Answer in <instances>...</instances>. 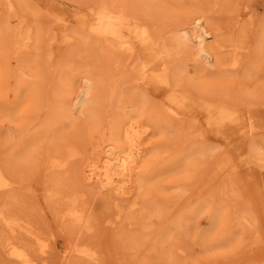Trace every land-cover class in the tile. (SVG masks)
<instances>
[{"label": "rangeland", "instance_id": "obj_1", "mask_svg": "<svg viewBox=\"0 0 264 264\" xmlns=\"http://www.w3.org/2000/svg\"><path fill=\"white\" fill-rule=\"evenodd\" d=\"M15 1L18 6L10 13L4 0H0V33L7 31L4 29L8 27L13 30L23 21L36 39H32V47L25 51L9 50L7 47L0 50V64L9 74L4 75L5 83L0 85V155L7 151L8 146L13 149L14 143L33 136L55 142L56 129L64 127L68 129L65 139L75 140L84 146L85 162L90 161L95 141L91 142L87 130L78 138L71 136L72 125L81 129L84 128L83 122L74 116L68 118L59 108L57 100L52 98V88L66 84L70 74L75 75L76 86L79 85V77L87 72H94L96 79L106 78L120 85L118 95L126 105L129 104L128 97L133 94L138 96V101L135 98L138 105L153 108L162 105V88L155 90L151 85L142 86L136 80V65L141 58L120 54V68L113 69L108 59L103 58V50L98 44H92L90 38L83 39L75 34L79 29L78 18L88 14L96 0ZM127 1L122 0V5L127 7L129 13L138 17L140 23L148 24L164 41L169 40L177 24L199 7L193 0H187L185 4L172 0H131L130 4ZM233 1V10L239 14L240 26L246 24L245 21H249L250 17L257 21L254 29L264 22V0ZM204 15L227 31L230 30L232 19L235 20L232 11L222 13L221 10H208ZM70 33L75 36L74 45L70 48L74 55L68 59L67 53H63L67 45L63 47L61 36ZM253 34L246 35L250 42L254 40L256 31ZM81 55L85 56L80 58ZM24 65L30 70L33 68L32 72L38 74L41 84L26 82V86L19 90L20 105L14 106L12 100H15L17 80L13 76L18 73L15 70H20ZM191 66V62L186 63L184 74L188 72L187 78L194 73ZM255 72L251 79L198 75L195 80L196 83L221 82L222 85L216 89L217 94L221 95L222 91L228 93L246 122L254 125L253 134H245V130L242 134L237 127L234 131L229 128L209 131L202 110H192L179 119L162 116L158 127L147 134L148 141L158 140L160 152L158 157L151 160V167L156 174L152 182H159L156 177H166L157 188L151 190L154 197L149 200L150 211L146 213L142 225L126 227L123 218L117 220L111 209L112 195L104 199V194L91 191L92 188L87 187L80 175L77 187L87 194L84 208L93 230L85 232L82 226L70 228L68 223L54 218L55 210H48L40 183L44 172H41L42 166L39 164L31 173L24 174L16 193L23 196L26 210L19 216L29 221L36 232L50 243L47 264H166L163 253L169 248L167 243L156 253L150 251L152 246L146 241L154 237L158 239L163 231L174 228L183 215L194 209L191 221L185 227L184 241L181 240L187 253L177 257L179 264H264V162L250 159L249 155V146L254 144L264 158V54ZM233 79L242 80L244 84L225 85ZM100 91L101 95L103 90ZM27 105L30 107L27 112H23ZM106 109L109 113L121 112L119 108ZM130 112L131 108L126 109L123 117L133 114ZM143 120L147 122L148 119ZM99 127L108 129L106 123H100ZM100 134L94 139H108L103 130ZM51 136H54V140ZM227 156L231 164L238 166L236 172L239 175L234 177L216 169L220 159ZM82 166L84 164H76V167ZM172 170H176V173L168 175ZM110 221H114V224L111 225ZM128 233L138 238V245L126 246L125 237ZM208 233H211L210 241L204 245L200 237ZM222 235L233 238V241L216 245L214 242ZM17 239L28 242L22 236ZM55 242L57 251L53 249ZM80 242L97 251V262H86L72 252H69L66 260L60 259L59 251L65 247L70 250ZM0 264H17L8 259L1 245Z\"/></svg>", "mask_w": 264, "mask_h": 264}, {"label": "bare ground", "instance_id": "obj_2", "mask_svg": "<svg viewBox=\"0 0 264 264\" xmlns=\"http://www.w3.org/2000/svg\"><path fill=\"white\" fill-rule=\"evenodd\" d=\"M172 1L185 4L187 0ZM193 1L199 7L173 28L167 41L159 38L148 24L140 23L138 17L131 15L127 7L122 5V0H96L90 12L78 18L79 29L75 34L83 39L90 38L92 44H98L103 50V58L108 59V64L113 69L120 68V54L141 58L136 65V80L142 86L151 85L155 90L162 88L164 99L156 109L136 104L138 96L133 94L128 97L129 104L126 105L118 95L120 85H115L106 78L96 79L94 72L81 75L78 86L74 81L75 75L70 74L66 84L52 88V98L57 100L61 111L68 118L74 116L83 122L84 128L81 129L72 125L71 136L78 138L87 130L91 142L95 141L94 151L90 161L85 162L84 146L75 140L65 139L68 129L61 127L54 133H57L55 142L48 143L45 137L39 139L33 136L14 143L13 149L8 146L7 151L0 155V245L12 262L47 264L51 245L36 232L29 221L19 216L26 209L23 196L16 193L23 175L31 173L39 164L42 166L41 172L44 171L40 179L42 196L47 202L48 210H55L54 218L59 222L68 223L70 228L82 226L85 232L93 230L84 208L87 194L77 187L81 175L87 187L92 188L91 191L104 194V199H109L108 195H112L111 209L115 218L119 221L123 218L125 226L129 227L132 224H143L146 213L150 211L149 200L154 197L151 190L157 188L166 177H156L159 182H152L156 174L151 167V160L158 157L160 152L157 148L158 140L148 141L147 135L158 127L162 116L179 119L192 110H202L206 115L205 126L209 131L226 128L234 131L237 127L242 134L244 130L245 134L254 133V125L246 122L239 113V108L229 99L228 93L222 91L221 95L217 94L216 89L222 85L221 82L196 83L195 80L198 75L251 79L264 54V22L254 29L257 21L249 15V21L240 26L239 14H235L233 10V0ZM4 2L10 13L18 6L15 0ZM127 2L130 4L131 0ZM208 10H221L222 13L232 11L235 20L230 22V30L223 29L216 22H210L204 15ZM4 30L7 31L0 33V50L7 47L9 50L25 51L32 47V39L35 37L23 21L13 30L9 27ZM255 31L254 40L250 42L246 35H252ZM61 38L63 47L67 45L63 53H67L66 57L69 59L74 55L70 49L74 45V33L63 34ZM187 62H191L194 71L189 78L186 77L188 72L184 74ZM32 69L24 65L20 70H15L18 73L13 76L17 80V92L15 100H12L14 106L20 105L19 90L26 86V82L41 84L38 74L33 73ZM4 70L0 64V85L5 83L4 75H9ZM243 82L233 79L225 85L240 86ZM100 90H103L101 95ZM1 94L2 92L0 97ZM29 107L27 105L23 112H27ZM108 107L113 110L119 108L121 112L109 113L106 109ZM128 108H131L130 114H133L123 117ZM144 118L148 119L147 122H144ZM100 123H106L108 129L100 128ZM140 128H143L142 131ZM102 130L106 132L108 139H94L96 135L101 136ZM50 138L54 140V136ZM249 150L250 159L264 162L256 145H250ZM77 163L84 166L76 167ZM237 167L230 163L227 156L220 159L216 169L235 177L239 175ZM174 173L176 170L168 175ZM193 212L195 209L183 215L174 228L163 231L158 239L154 237L146 241L152 246L150 251L156 253L167 243L169 248L163 253L166 264H179L177 257L187 253L181 240L184 241L185 227L191 221ZM109 223L113 225L114 221ZM18 236L26 238L28 242L18 240ZM210 237L211 233L202 235V244L209 242ZM125 241L129 247L139 244L133 233L126 234ZM232 241L233 238L222 235L214 243L226 245ZM54 246L53 249L57 251L56 242ZM69 252L86 262L98 260L97 251L82 242L70 250L65 247L59 251L60 259L66 260Z\"/></svg>", "mask_w": 264, "mask_h": 264}]
</instances>
